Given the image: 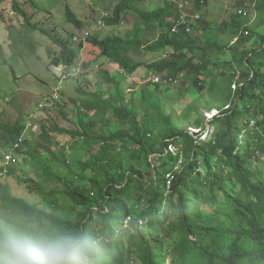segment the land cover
<instances>
[{"label": "trees", "instance_id": "trees-1", "mask_svg": "<svg viewBox=\"0 0 264 264\" xmlns=\"http://www.w3.org/2000/svg\"><path fill=\"white\" fill-rule=\"evenodd\" d=\"M114 1V12L107 13L105 22L121 25L125 20L124 26H132L126 36L101 38L86 30L72 37L59 29L55 41L60 52L54 49L51 62L60 70L58 78L75 75L71 71L79 57L75 45L68 44L71 38L98 51L84 68L109 61L132 75L146 66L152 76L188 77L199 91L204 77H210L207 91L212 97L201 95L188 107L196 110L195 117L183 114L184 120L195 118L201 130L192 133L160 101L144 98L147 88L141 101L152 109H134L136 92L127 102L120 90L125 78L101 70V82L112 83L115 92L92 90L95 94L80 100L72 115L63 112L67 122L51 129L41 123L32 144L22 124L0 130V146L12 150L2 155L0 174L16 175L17 154L26 155L30 170L21 183L35 187L39 196L30 201L15 194L9 183H0V213L27 212L93 233L104 243L100 264H264V34L249 26L246 13L238 9L216 26L236 39L219 41L213 24L201 15L189 21L179 0ZM26 2L31 9L36 5L35 0H0L2 19L10 8L9 23L16 25L12 21L17 18L19 33H24L23 26L35 27ZM193 3L199 10L209 0ZM250 6L261 15L256 23H264V0ZM67 13L68 21L82 28V20L69 9ZM129 13L134 20L126 23ZM149 30L159 31L148 38ZM228 55L230 61L225 60ZM151 82V91L159 92L163 83ZM199 99H206V108L218 109L208 121L215 129L206 139L196 137L206 129ZM109 113L118 117V124L109 122ZM53 133L71 140L70 153L66 146L52 149Z\"/></svg>", "mask_w": 264, "mask_h": 264}, {"label": "rangeland", "instance_id": "rangeland-1", "mask_svg": "<svg viewBox=\"0 0 264 264\" xmlns=\"http://www.w3.org/2000/svg\"><path fill=\"white\" fill-rule=\"evenodd\" d=\"M253 2L254 0H209L208 5L198 10L197 6H193V0H190L187 2L186 8L187 19L192 21L195 18L198 19L199 15H201L203 19L206 18L213 24L219 41H227L229 38L235 40L236 38L233 37L232 32L228 29L220 32L216 26L219 25L220 21L222 22L224 19L228 20L230 13L235 14L238 9L239 13H246L244 17L248 21L249 26L254 27L257 33L264 34V23H256L257 20L259 21L261 15L256 14L254 6H250ZM35 4L32 9L28 7L29 4L27 2L25 4L30 10L32 25H35V27L31 25L23 26L24 33H19V30H22V28L17 29L19 24L17 18H14L12 21L16 25L9 23L10 16L12 15L10 8L6 9V19H2L0 15V130H4L3 126L11 128L15 124H22L24 126L25 137L26 139H30L29 142L32 144L38 140V136L42 131L41 123L46 124L48 129H51L54 124L67 122L63 112L72 115V112L80 107V100L85 101L91 94H95L91 92L92 90L99 92L98 89L101 88V92L104 90H108L111 93L115 92V87L112 83L104 84L101 82L100 72L104 69L109 70L114 76H123L125 78L120 85V90L124 94L125 101H130L132 99L131 96L136 92L135 96L138 97V102L133 106L134 109L138 105H140L142 113L152 109L141 101L142 91L147 88V90H144L146 92L144 98L160 101L161 106L168 113L173 114L176 122H181L182 127H187L192 133L200 130V126L194 123L195 118L184 120L183 114L190 113L192 117H195L196 114L198 115L196 110L189 109L188 107L195 106L196 98L201 95L212 97L207 91L211 82L210 77H204L203 82L205 87L203 91L197 90L190 78L181 76L178 79H168V82H160L163 85L160 87L159 92L153 93L151 90L155 86L151 82L150 76L152 75L147 73L146 66H141L131 76L125 75L119 64L109 61L99 65L95 63L88 68H84L82 64L85 61L96 59L98 51L89 45L87 49L80 47L71 38L68 44L70 46L75 45L79 57L73 66H79L81 72L75 74L71 79H62V83L59 84L60 79L58 75L60 74V70L51 63L55 55L54 49L55 52H60L59 44L55 41V36H60L58 30L67 31L71 36L79 32L80 35L86 30H89L92 35L94 34L101 38L112 36L116 33L126 36L127 30L132 26H124L125 20L121 25H110L105 22L107 13L113 14L116 1L35 0ZM68 9L79 20H82V28L77 29L74 24L68 21ZM125 18L127 19L126 23L131 22L134 20L133 13H129V18L127 15ZM42 30H46L51 34ZM158 31L154 33L149 30L146 32V36L153 38V36L158 34ZM49 46L52 47L51 51H49ZM154 57L157 58L156 55ZM154 57L147 56L146 58L154 59ZM231 59L230 55L225 58L227 61ZM211 68L210 66L209 69ZM219 72L221 70H216L214 73L219 74ZM170 82L174 84L169 85L167 88L166 85ZM183 83L185 86H183ZM58 85H61L64 93L60 91L58 98H53V88H56ZM89 86H92L93 89H90ZM234 86L235 84L232 87ZM81 88H84L87 93H84ZM91 97L94 100L97 99L96 97ZM73 100H77L78 105H75ZM205 101L206 99H199L197 101L206 123V129L201 131V135L196 136L201 139H206L213 133L215 128L213 125L208 124V119L212 120L213 114H217L218 112L217 108H206L204 105ZM58 102H60L59 105H57ZM208 102L212 103L211 101ZM138 115L139 118L145 116V114ZM107 118L113 124H118V121H120L118 117L110 113L107 115ZM36 122H38V126ZM28 123L32 124L31 128L26 126ZM53 135L55 136V141L51 146L52 149L58 152L61 151L63 146H66L68 153H70L71 140H64L55 133ZM6 150L12 151L8 145L0 146V167L3 163L2 155H4ZM169 151H176V147H170ZM17 155L16 175L5 177L0 174V183H9L15 194L23 196L30 201H35L39 197L35 187L29 189L25 184L21 183V178L25 177L24 172L30 170V167L24 161L26 155L22 153H18ZM176 168L178 169L179 165ZM203 168L202 166V170L204 171ZM32 176H35L34 172H32ZM39 182L41 183V181ZM114 224H117L116 220Z\"/></svg>", "mask_w": 264, "mask_h": 264}, {"label": "clouds", "instance_id": "clouds-1", "mask_svg": "<svg viewBox=\"0 0 264 264\" xmlns=\"http://www.w3.org/2000/svg\"><path fill=\"white\" fill-rule=\"evenodd\" d=\"M104 250L103 241L83 228L22 211L0 213V264H100Z\"/></svg>", "mask_w": 264, "mask_h": 264}, {"label": "built area", "instance_id": "built-area-1", "mask_svg": "<svg viewBox=\"0 0 264 264\" xmlns=\"http://www.w3.org/2000/svg\"><path fill=\"white\" fill-rule=\"evenodd\" d=\"M178 3H179V5H180V7L181 8H183V11H182V13H184L185 14V17H187V13L185 12V9L187 8V2L186 1H183V0H179L178 1ZM187 20V19H186ZM86 36H87V34H86ZM77 37H75V39H76ZM81 70H80V67L79 66H77V67H75V68H73L72 69V73L73 74H76V73H79ZM125 73V75H130V74H128V73H126V72H124ZM131 76V75H130ZM152 80L154 81V82H161V81H163V82H168V79L167 78H161V77H159V76H156V75H153L152 76ZM62 83V81L60 80L59 81V84H61ZM60 88H61V85H58L56 88H53V98H58V96H59V92L61 91L60 90ZM27 127L28 128H31L32 127V124L31 123H28L27 124ZM200 131V130H199ZM199 131H197V132H199ZM24 136H25V134H23ZM7 158H11V156L10 155H8L7 156ZM168 178L171 180L172 178H173V175H171V174H169L168 175Z\"/></svg>", "mask_w": 264, "mask_h": 264}, {"label": "crops", "instance_id": "crops-1", "mask_svg": "<svg viewBox=\"0 0 264 264\" xmlns=\"http://www.w3.org/2000/svg\"><path fill=\"white\" fill-rule=\"evenodd\" d=\"M208 121H209V119H208Z\"/></svg>", "mask_w": 264, "mask_h": 264}]
</instances>
